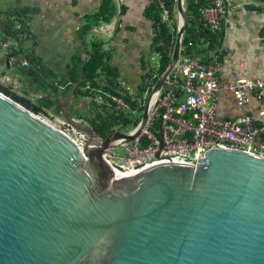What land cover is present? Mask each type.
<instances>
[{"label": "water", "instance_id": "obj_1", "mask_svg": "<svg viewBox=\"0 0 264 264\" xmlns=\"http://www.w3.org/2000/svg\"><path fill=\"white\" fill-rule=\"evenodd\" d=\"M177 2L171 63L130 132L114 127L103 138L72 116L83 71L48 110L89 134L84 148L0 92V264H264V155L103 158L139 136L181 59L189 12L188 0Z\"/></svg>", "mask_w": 264, "mask_h": 264}, {"label": "crops", "instance_id": "obj_2", "mask_svg": "<svg viewBox=\"0 0 264 264\" xmlns=\"http://www.w3.org/2000/svg\"><path fill=\"white\" fill-rule=\"evenodd\" d=\"M113 1L117 9L113 20L96 23L86 36L82 28L88 17L99 12L102 0H0V6L3 10L22 7L38 10L30 15L32 36L23 46L58 81L69 76L76 57L87 60L90 44L97 39L109 53L120 89L134 96L158 70L159 55L154 65L156 27L149 13L153 0ZM225 3L228 12L218 35L223 49L218 69L221 85H234L242 80L264 82V0H225ZM200 47L203 50L207 45ZM194 55L203 62L209 59L201 51ZM99 84L104 85L102 77ZM45 95L54 101L51 107L61 103V98L54 94H42L39 98ZM248 98L246 106H239L232 93L221 91L219 115L235 119L248 114L256 123H264V94H249ZM78 101L83 102L76 98L74 103ZM46 111L61 117L60 110Z\"/></svg>", "mask_w": 264, "mask_h": 264}, {"label": "built area", "instance_id": "obj_3", "mask_svg": "<svg viewBox=\"0 0 264 264\" xmlns=\"http://www.w3.org/2000/svg\"><path fill=\"white\" fill-rule=\"evenodd\" d=\"M155 1L163 19L171 20L166 0ZM227 12L225 0H212L201 12L205 29L219 35ZM9 45L13 44L10 42ZM222 54L219 45L209 51V59L205 62L192 55H182L165 88L152 102L146 127L135 139L120 145L122 153L114 147L105 151L103 158L115 164L139 165L158 157L190 155L200 158L213 148L264 155V123H256L248 114L227 119L218 113L221 91L232 93L239 106H246L249 94H264V82L242 80L222 86L218 76ZM23 67H28L27 61L23 62ZM150 94L139 99L133 111L124 98L103 90L95 91L94 101L107 109L122 113L131 111L142 117ZM49 117L52 122H46L69 134L83 148L88 144L90 136L87 132L53 113Z\"/></svg>", "mask_w": 264, "mask_h": 264}, {"label": "trees", "instance_id": "obj_4", "mask_svg": "<svg viewBox=\"0 0 264 264\" xmlns=\"http://www.w3.org/2000/svg\"><path fill=\"white\" fill-rule=\"evenodd\" d=\"M211 1L188 0L189 26L184 37L183 56L192 55L195 57L194 54L199 51L208 54L210 50L220 45L219 36L207 31L202 21L201 12ZM166 3L171 20L163 19L162 12L155 0H153L149 9L150 16L153 18L156 27L155 52L159 55L156 76L151 75L147 86L141 87L139 93L134 96H129L120 89L117 82L119 76L112 69L109 63V53L103 49L101 40L96 39L91 42L88 52L89 56L86 61L82 57L74 59V65L65 80L58 81L57 78L47 73L32 52H26L23 46L32 36L29 20L30 15L38 11L35 8L22 7L3 10L0 6V52L7 48L9 50L7 53L13 56L10 68H8L6 60V68L12 70L13 65H15L16 71L33 83L32 86L36 88L35 92L42 91L44 92L43 94L59 96L61 98L60 104L69 96L83 71V80L77 89L76 98L92 99L89 107L90 115L85 114L84 118L90 121L91 127L98 136L105 138L114 127L125 130L135 128L138 125L141 117L134 115L131 111L137 108L139 99L152 92L158 79L169 68L178 35V21L176 19L178 2L177 0H166ZM116 14L117 9L114 1L102 0L99 12L87 18V23L82 28V34L84 36L88 35L96 23H110ZM10 42L13 45L7 47ZM203 45H207V47L202 50L200 46ZM24 61L28 62V67H23ZM101 77L104 79V85L99 84ZM61 88L65 89L61 91ZM96 90H103L124 98L130 105L131 111L122 113L97 105L94 101ZM0 92L22 104L36 115L41 114L54 103L49 98V95H45L41 97L39 104H33L13 92L11 88L3 85H0ZM139 110L141 112L143 108L141 107Z\"/></svg>", "mask_w": 264, "mask_h": 264}, {"label": "rangeland", "instance_id": "obj_5", "mask_svg": "<svg viewBox=\"0 0 264 264\" xmlns=\"http://www.w3.org/2000/svg\"><path fill=\"white\" fill-rule=\"evenodd\" d=\"M176 19L178 21V15H176ZM8 51L9 50H7V48H5L4 50H2L0 52V85L11 88V90L13 92L18 93L23 98L27 99L28 101H30L33 104H39L40 99H41V98H39V95L41 96L44 92H42V91L35 92L36 88H33V86H32L33 83L31 81H29L28 79H26L25 77H23L20 73H18L16 71L17 69H15V65H13L12 70H9L8 68H6L5 57L7 56ZM154 55H155V58H154V65H155L156 63H158V54L155 53ZM55 78H57V77H55ZM80 100L83 102L79 103V101H78V102L74 103V109L77 112H79L80 115H81V113L82 114L84 113L86 115L87 114L90 115L89 107L91 106L92 99L82 98ZM49 114H51V113H49V111L47 112L45 109L38 116H40L44 120L52 122V119L49 117ZM72 116L78 119L76 112H73ZM83 118H84V116H83ZM84 121H89V120L84 118ZM116 150L122 153V147L121 146H118Z\"/></svg>", "mask_w": 264, "mask_h": 264}, {"label": "flooded vegetation", "instance_id": "obj_6", "mask_svg": "<svg viewBox=\"0 0 264 264\" xmlns=\"http://www.w3.org/2000/svg\"><path fill=\"white\" fill-rule=\"evenodd\" d=\"M6 57H7V56H6ZM6 60H7V59H6ZM81 116H85V114H84V113H83V114L81 113Z\"/></svg>", "mask_w": 264, "mask_h": 264}]
</instances>
